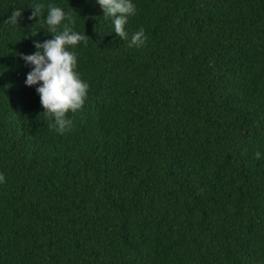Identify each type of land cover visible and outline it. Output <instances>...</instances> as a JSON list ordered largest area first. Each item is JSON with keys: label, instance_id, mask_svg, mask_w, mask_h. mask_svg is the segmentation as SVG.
Masks as SVG:
<instances>
[{"label": "trees", "instance_id": "obj_1", "mask_svg": "<svg viewBox=\"0 0 264 264\" xmlns=\"http://www.w3.org/2000/svg\"><path fill=\"white\" fill-rule=\"evenodd\" d=\"M38 2L86 36L63 132L18 55ZM134 3L121 39L95 0H0V264H264V0Z\"/></svg>", "mask_w": 264, "mask_h": 264}, {"label": "clouds", "instance_id": "obj_2", "mask_svg": "<svg viewBox=\"0 0 264 264\" xmlns=\"http://www.w3.org/2000/svg\"><path fill=\"white\" fill-rule=\"evenodd\" d=\"M95 2L103 10V15L111 18V32H115L121 39L128 38L125 26L128 18L136 12L134 0ZM31 7V15L43 20L41 26L47 33H51V38L34 41L36 50L32 53H18L25 64L30 66L24 83L35 86L43 112L52 118L49 126L57 132H63L70 124L66 114L78 110L87 96L88 83L76 70L77 57L73 50L78 43H86V36L75 30V19L57 4L38 2ZM42 8L46 9L43 14ZM9 22L16 24L17 17L11 16ZM145 41L144 28L140 27L131 34L128 45L141 47ZM254 155L259 158L261 152L257 151Z\"/></svg>", "mask_w": 264, "mask_h": 264}]
</instances>
